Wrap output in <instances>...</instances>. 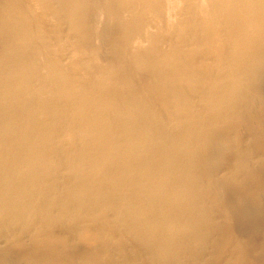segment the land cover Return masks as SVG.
<instances>
[{
    "label": "bare ground",
    "instance_id": "obj_1",
    "mask_svg": "<svg viewBox=\"0 0 264 264\" xmlns=\"http://www.w3.org/2000/svg\"><path fill=\"white\" fill-rule=\"evenodd\" d=\"M263 198L264 0H0V264H264Z\"/></svg>",
    "mask_w": 264,
    "mask_h": 264
},
{
    "label": "rangeland",
    "instance_id": "obj_2",
    "mask_svg": "<svg viewBox=\"0 0 264 264\" xmlns=\"http://www.w3.org/2000/svg\"><path fill=\"white\" fill-rule=\"evenodd\" d=\"M65 29L67 30V28L61 29L62 30V33L64 35H65V33H64ZM203 29L205 31H207V32H209V31L212 30V28H210V26H207V25H205ZM217 39H222V38L219 35H214V34L211 36V39L209 41V46L212 49L213 48H216V45L215 44L219 43V42H216ZM63 57L65 59L66 54H64ZM105 57L108 58V61H110L112 59L111 52H109L108 54H106ZM92 61L95 62V59L92 58ZM42 75L46 76L49 79L53 78V76H54L53 74H49L48 71L45 72ZM248 106L251 109H253V107L251 106V104L249 102H248ZM69 136H73V135L67 133V134L63 135L61 139L62 140H65V137H69ZM67 139H69V138H67ZM223 143L225 144V146H228V144L226 142H223ZM45 174H46V170L44 171L43 176ZM219 174L220 175H225L226 172L223 171V170H221V171H219ZM210 191H211V193L213 191L214 194L217 192V190L215 188H210ZM233 218L236 221H233ZM233 218L232 217H228L227 219L228 220L229 219H232V220H230V223L231 224L233 223V225H237L236 224L237 223V219H235V217H233ZM9 227L12 228L14 230V232L10 236H7L6 238H1L0 237V251H2V250L4 251V250L11 249L14 252H20L22 250L29 249V248L31 249L33 247L31 245L35 244V238H36V232H37L36 230H34V231L28 230V231L20 234L19 231H18V228H19L18 224H13V225H10ZM49 228H51V229L48 231ZM52 229H55V230L59 231V229L56 226L55 227H50V226L49 227H46L43 232H42L41 229L38 230V232L41 234V238H42L41 241H43L41 243L47 244L48 249L50 247H52V246H49L48 239L47 238H44L43 236H45V234H47L48 232H50ZM81 234L84 235L83 233H81ZM256 236L257 237L260 236V237L257 238ZM260 238H261V233L259 232V234L258 235H255V238H254V243H256L255 246L256 245H258V246H256V247L254 246L253 247L252 254H254V252H257V251L261 250V247H259L260 246L259 243H261V241H260L261 239ZM60 244H61L60 247H62V251H63V249H65V250H67L68 253H73L74 252L75 256H77L78 258L80 257V254L77 251L79 250L80 247L78 249H76L77 245H79L81 247H85V248L87 246L86 239L84 237H81L79 235V233H76L75 234V239L74 240H70L69 242H66V243H65V241H61ZM39 246L43 247V245H39ZM24 247H27V248H24ZM26 253L28 254L29 257H31L32 259H35L32 256L33 254H32V252L30 250L29 251H26ZM130 254H133V252L130 253ZM128 257H130V256H127L126 258H128ZM137 261H139V262H137ZM137 261L135 262V264H140V263L142 264V262L140 260H137ZM14 264H30V263H29V261L27 259L22 258L18 263H14ZM43 264H45L44 261H43ZM117 264H124V263H121V261H119V263L117 262ZM259 264H262V261L261 260H260V263Z\"/></svg>",
    "mask_w": 264,
    "mask_h": 264
}]
</instances>
